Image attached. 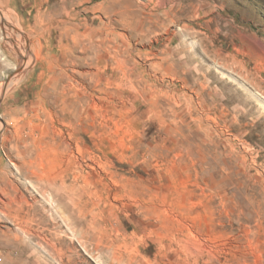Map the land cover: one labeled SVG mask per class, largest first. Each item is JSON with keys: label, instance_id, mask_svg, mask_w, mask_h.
I'll return each instance as SVG.
<instances>
[{"label": "rangeland", "instance_id": "374dc122", "mask_svg": "<svg viewBox=\"0 0 264 264\" xmlns=\"http://www.w3.org/2000/svg\"><path fill=\"white\" fill-rule=\"evenodd\" d=\"M76 1L0 4V264H264V0ZM63 8L121 56L71 128L6 44Z\"/></svg>", "mask_w": 264, "mask_h": 264}, {"label": "bare ground", "instance_id": "6f19581e", "mask_svg": "<svg viewBox=\"0 0 264 264\" xmlns=\"http://www.w3.org/2000/svg\"><path fill=\"white\" fill-rule=\"evenodd\" d=\"M61 1L66 2V0H45V4L49 9H53V7L58 5L59 2L61 3ZM95 1L98 0H77L76 4L81 7ZM10 2L11 0H0V4L2 3L3 5L9 4ZM102 6V4L94 5L91 7V10L99 13L102 10ZM45 12L41 13L40 10H38L33 16L30 13L29 16L34 23L32 25H26L28 22L23 20L21 22L19 19H13L12 21L9 19L10 22L6 25V28H8L9 31L7 32L8 36L6 37V44L10 48L12 54L18 56L19 67L16 69L18 74L21 75V78H23L26 71L33 63L39 65L41 72L35 86H42L40 90L41 96L49 101L56 110L58 109L61 116L68 118L69 121L66 125L71 128L75 125L77 126L81 122V116L87 107L93 108L97 112L101 108V105L97 103V100L102 102L104 100L103 95H107L106 91L103 89L106 83H104V70L102 69V65L106 58H110L119 64L121 57L120 49H111V51L110 48H108V50H106L105 43L107 39L103 36L104 28L102 26L94 29L91 28L88 25L86 18L83 21H77L74 23L70 22L71 20L76 21L77 15L72 14V11H68L66 8H63L62 12L60 11L61 14L63 13V18H61V15V17L56 15V17L52 18L47 12L49 18L45 19ZM98 19V17L94 18V20ZM197 20H199V18H197ZM8 25H11L12 27L18 25L19 28H16L15 30ZM202 42L208 43V39L202 38ZM207 47L213 48L212 45L209 46V43ZM75 52H79L81 56H76ZM212 52H215L216 56L219 58L222 54L220 50H214V48L212 49ZM222 60H227V57L224 55V59ZM5 61L7 62V60ZM4 64L6 63L4 62ZM114 72L115 80L121 81V83L119 82L116 84V87L113 86L116 90L115 93L122 95L126 94L130 100L134 97L136 100L141 98L142 101L146 103L148 100V98L146 99L145 97V94L147 93L146 87H142L141 90L138 91L130 81L124 80L125 82H122V77H125L127 73L125 74L122 71V77H119L117 71ZM106 81L107 85H109L110 80ZM122 83L124 84L122 85ZM7 87L8 85L5 89H7ZM124 88L126 91L122 92V89ZM39 107L40 106H38V108ZM26 110L27 108L25 111ZM56 119L57 118H55L54 121ZM51 120V123H53V119ZM63 143L65 144V142ZM65 173H67V170L60 172L59 175L51 177L50 183L54 185L58 180H61L64 183ZM64 188L67 187L64 186Z\"/></svg>", "mask_w": 264, "mask_h": 264}]
</instances>
